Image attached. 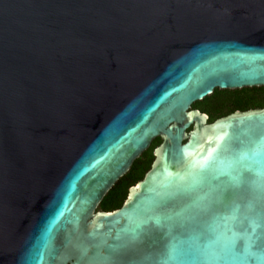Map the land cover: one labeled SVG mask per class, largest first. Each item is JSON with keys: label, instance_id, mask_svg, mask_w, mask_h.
Listing matches in <instances>:
<instances>
[{"label": "water", "instance_id": "water-1", "mask_svg": "<svg viewBox=\"0 0 264 264\" xmlns=\"http://www.w3.org/2000/svg\"><path fill=\"white\" fill-rule=\"evenodd\" d=\"M258 86L264 0H0V264H264V107L192 108Z\"/></svg>", "mask_w": 264, "mask_h": 264}, {"label": "trees", "instance_id": "trees-1", "mask_svg": "<svg viewBox=\"0 0 264 264\" xmlns=\"http://www.w3.org/2000/svg\"><path fill=\"white\" fill-rule=\"evenodd\" d=\"M200 101L201 103L195 101L192 108L199 109L202 113L207 114L208 121H213L237 110L244 111L264 107V86L225 90L215 88L210 95ZM160 141L159 137L154 138L150 146L133 161L129 170L104 195L98 205L99 210L111 211L123 203L128 189L135 185L150 167L153 160L152 151Z\"/></svg>", "mask_w": 264, "mask_h": 264}, {"label": "snow or ice", "instance_id": "snow-or-ice-1", "mask_svg": "<svg viewBox=\"0 0 264 264\" xmlns=\"http://www.w3.org/2000/svg\"><path fill=\"white\" fill-rule=\"evenodd\" d=\"M235 182H236L237 184L240 183V182H242V177H241V176H237V177L235 178ZM259 187L261 188V191H264V185H260Z\"/></svg>", "mask_w": 264, "mask_h": 264}, {"label": "rangeland", "instance_id": "rangeland-1", "mask_svg": "<svg viewBox=\"0 0 264 264\" xmlns=\"http://www.w3.org/2000/svg\"><path fill=\"white\" fill-rule=\"evenodd\" d=\"M221 90H225V89H221ZM198 102H200L201 103V101L199 100Z\"/></svg>", "mask_w": 264, "mask_h": 264}, {"label": "clouds", "instance_id": "clouds-1", "mask_svg": "<svg viewBox=\"0 0 264 264\" xmlns=\"http://www.w3.org/2000/svg\"><path fill=\"white\" fill-rule=\"evenodd\" d=\"M208 117V116H207Z\"/></svg>", "mask_w": 264, "mask_h": 264}]
</instances>
